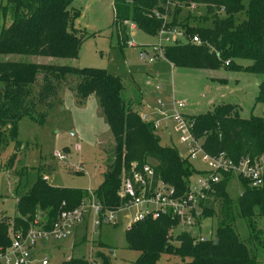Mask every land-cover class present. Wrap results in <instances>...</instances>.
Instances as JSON below:
<instances>
[{
	"label": "trees",
	"instance_id": "1",
	"mask_svg": "<svg viewBox=\"0 0 264 264\" xmlns=\"http://www.w3.org/2000/svg\"><path fill=\"white\" fill-rule=\"evenodd\" d=\"M73 1L5 0L0 17L4 22L7 16L10 19L0 28V54L76 58L88 35L74 26L79 11L71 6ZM181 4L202 5L206 23L179 21ZM112 6L114 25L130 21L141 31L155 35L165 23L184 29L188 35L198 34L199 44L184 41L164 47L165 59L174 66L216 69L224 65L231 70L264 73V0H249L246 6L243 0H112ZM240 13L244 16L238 19ZM237 58L251 63L235 64ZM75 80L81 100L97 96L113 139L111 160L101 182L92 190L105 208L120 205L117 190L121 172L131 163H152L156 177L178 193L186 190L192 175L202 172L174 145L161 143L153 122L143 120L126 98L119 75L97 67L0 60V154L9 141L15 143L7 167H12L21 146L17 140L19 120L28 116L41 123L46 112H40L39 107H50L59 90ZM255 101L264 102V80L258 84ZM187 118L193 135L212 156L223 152L236 162L246 155L264 154V114L243 118L236 104L219 103ZM230 178L223 175L204 205L201 219L217 217L214 237L199 240L195 228L173 236L178 220L168 215L142 219L124 232L127 248L138 251L135 264H156L161 254L180 259L169 264H258L234 229V205L255 231V216H264V181L261 186H251L248 180L240 179L244 190L234 202L226 191ZM88 192L80 187L56 186L37 175L27 191L18 196L17 215L0 220V246L10 243V227L23 233L32 224L52 228L59 211L76 207ZM97 259L100 264L109 262L108 255L101 251H96L93 260ZM60 264H90V260L71 256Z\"/></svg>",
	"mask_w": 264,
	"mask_h": 264
},
{
	"label": "rangeland",
	"instance_id": "2",
	"mask_svg": "<svg viewBox=\"0 0 264 264\" xmlns=\"http://www.w3.org/2000/svg\"><path fill=\"white\" fill-rule=\"evenodd\" d=\"M248 1L243 0V4L246 6ZM4 4L5 0H0V7ZM71 6L79 11L74 19L75 27L83 29L88 35L76 58L0 54V60L97 67L119 75L125 85L126 98L131 96L129 91L130 94L142 93L137 109L152 121H159L155 130L161 143L174 145L182 156H186L187 151L180 143L179 132L171 117L172 97L185 103L183 113H201L219 103H232L238 106L243 118L264 114V102L255 101L264 73L231 70L224 65L216 69L187 68L170 65L162 58L149 62L140 56L139 51L142 47L150 51V46L157 41L156 36L131 28L127 23L114 25L112 0H74ZM243 16L240 13L237 18ZM9 19L7 16L4 22L0 17V28L3 23L8 24ZM177 19L193 25L206 23L205 9L202 5L181 4ZM130 40L136 46H130L127 43ZM250 63L249 59H235L238 65ZM72 78L76 79L74 76ZM76 84L77 80L63 86L50 107H39L40 112H46L41 123L28 116L19 120L17 140L21 146L12 167L6 164L14 152L15 143L9 141L2 148L0 220L17 215V198L27 191L37 175H47L45 179L56 186L91 190L101 182L102 172L111 160L112 135L97 96L91 95L81 100L76 92ZM159 99L164 106L161 107ZM76 145L80 147L79 150L75 149ZM54 151L65 152L67 158L59 160L53 156ZM193 164L197 169L205 168V164L199 160L193 161ZM197 176L198 173H195L190 180H196ZM243 190L244 186L238 178L228 180L226 191L234 202ZM234 207L236 233L245 240L257 263L264 264V216H255L254 231L247 219L237 212L236 203ZM131 213L132 210L125 209L118 214L116 225L103 223L98 226L94 224L93 216L89 215L88 219L74 227L71 235L60 240H43L38 249L41 248V255L49 257V264H60L69 255L92 260L96 251L108 255V264H135L138 251L127 248L124 236ZM216 225V215L205 217L195 230L211 238L214 237ZM183 229L177 225L172 231L173 236ZM173 241L178 244L174 238ZM179 260L176 256L161 254L156 264ZM96 261L101 262L100 259Z\"/></svg>",
	"mask_w": 264,
	"mask_h": 264
},
{
	"label": "built area",
	"instance_id": "3",
	"mask_svg": "<svg viewBox=\"0 0 264 264\" xmlns=\"http://www.w3.org/2000/svg\"><path fill=\"white\" fill-rule=\"evenodd\" d=\"M166 18V15L164 16ZM135 28L136 25L130 21H124ZM157 41L150 46V51L142 47L139 51L140 56L153 62L156 59H165L163 49L166 45L190 41L199 44L201 42L198 34L188 35L184 29L178 26H166L162 24L161 28L154 35ZM130 46L136 44L130 40L127 42ZM161 107L164 104L158 100ZM170 106L172 110L171 117L176 124V130L179 132L180 143L186 147V157L191 161L199 160L205 164L202 172L198 173L196 180H190L187 188L182 193H178L175 187L163 182L157 178L154 172L153 164L145 162L138 164L131 163L129 169H122L120 176V186L117 190L121 199L120 205L114 208H105L97 200L95 193L89 189V196L81 199L79 205L71 209H62L59 211L57 219L50 229H43L31 225L23 233L20 230H8L10 243L6 247L0 246V264H49V257L41 255L35 251L36 245L47 239L60 240L69 236L74 227L93 216L96 226L103 223L116 225L118 214L125 210H132L129 215L130 221L127 228L132 223L145 218H158L161 215L175 217L178 225L186 230H194L202 221L204 205L210 197L209 193L214 191V186L219 182L224 174L230 177L246 179L251 186H261L264 181V154L258 156L246 155L238 161H233L223 152L217 156L206 153L201 141L197 139L191 130V121L182 112L185 103L171 98ZM145 121L151 120L148 115L141 114ZM152 121V120H151ZM154 127L159 126V121H152ZM76 145L75 149L79 150ZM53 156L59 160H65V152L54 151ZM200 170V169H198ZM44 178H47L44 176ZM195 231H193L194 233ZM199 240H205L206 237L199 233ZM72 255L67 256L70 258ZM90 264H99L96 260H90Z\"/></svg>",
	"mask_w": 264,
	"mask_h": 264
},
{
	"label": "crops",
	"instance_id": "4",
	"mask_svg": "<svg viewBox=\"0 0 264 264\" xmlns=\"http://www.w3.org/2000/svg\"><path fill=\"white\" fill-rule=\"evenodd\" d=\"M74 26H76L75 24H74ZM136 28V27H135ZM165 61H167L166 59H164ZM170 65H171V63L169 62V61H167ZM129 95H131V96H129L128 97V100L132 103V106L140 113V111L141 110H138L137 109V105H139V103H140V100L142 99V93L141 92H139L138 94L136 93V92H131V94H129ZM136 104V105H135ZM141 114V113H140ZM184 114L185 115H192V114H196V113H189V112H185L184 111ZM45 177H47V175H45ZM48 180V179H47ZM79 224V223H78ZM77 224V225H78ZM72 234V233H71ZM70 234V235H71ZM40 243H42V241L41 242H39L37 245H36V248H35V251L38 253V254H41V248L40 249H38V246H39V244ZM75 245V242L73 243V246Z\"/></svg>",
	"mask_w": 264,
	"mask_h": 264
},
{
	"label": "water",
	"instance_id": "5",
	"mask_svg": "<svg viewBox=\"0 0 264 264\" xmlns=\"http://www.w3.org/2000/svg\"><path fill=\"white\" fill-rule=\"evenodd\" d=\"M214 242H217V239H215V241Z\"/></svg>",
	"mask_w": 264,
	"mask_h": 264
}]
</instances>
